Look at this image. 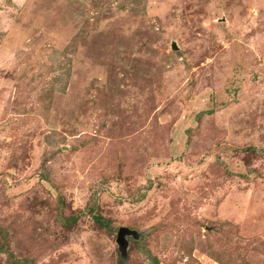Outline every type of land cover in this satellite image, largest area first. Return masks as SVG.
<instances>
[{"label": "rangeland", "instance_id": "1", "mask_svg": "<svg viewBox=\"0 0 264 264\" xmlns=\"http://www.w3.org/2000/svg\"><path fill=\"white\" fill-rule=\"evenodd\" d=\"M0 264H264V0H0Z\"/></svg>", "mask_w": 264, "mask_h": 264}, {"label": "water", "instance_id": "2", "mask_svg": "<svg viewBox=\"0 0 264 264\" xmlns=\"http://www.w3.org/2000/svg\"><path fill=\"white\" fill-rule=\"evenodd\" d=\"M177 48V46H176ZM129 236L138 237L139 233L136 230H133L129 227H121L118 234V243L123 251V253H127L128 246H129Z\"/></svg>", "mask_w": 264, "mask_h": 264}, {"label": "trees", "instance_id": "3", "mask_svg": "<svg viewBox=\"0 0 264 264\" xmlns=\"http://www.w3.org/2000/svg\"><path fill=\"white\" fill-rule=\"evenodd\" d=\"M95 219L102 226L107 227V228H111V222L108 219H106L102 216H96Z\"/></svg>", "mask_w": 264, "mask_h": 264}]
</instances>
